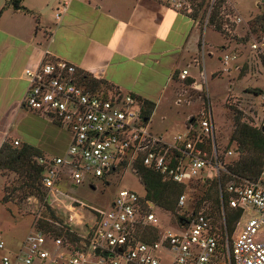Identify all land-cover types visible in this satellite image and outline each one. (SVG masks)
Returning a JSON list of instances; mask_svg holds the SVG:
<instances>
[{
  "label": "built area",
  "instance_id": "obj_1",
  "mask_svg": "<svg viewBox=\"0 0 264 264\" xmlns=\"http://www.w3.org/2000/svg\"><path fill=\"white\" fill-rule=\"evenodd\" d=\"M153 1L177 12L191 11L192 0ZM226 18L235 25L242 22L239 16ZM248 50L250 66L253 65L264 79V31L250 40ZM238 61V53L225 51L220 61L221 71L228 73ZM76 72L75 66L62 60H44L37 69L24 71L28 82L24 107L47 117L70 134L65 155L36 159L44 168L42 184L48 194L58 197L57 187L64 178L71 187L87 185L92 189L94 182L106 183L117 179L126 169L134 171L138 159L181 185L202 177L218 176L223 170L210 113L197 123L200 133L195 137L187 133L178 136L175 144H166L150 131L140 106L130 94L119 90L107 96L91 92L77 83ZM187 76L188 72L182 71L180 81ZM253 97L259 99L258 105L248 114L246 122L264 133V89L253 93ZM19 144L13 141L14 146ZM232 154L231 150L227 153ZM211 166L216 174L210 175L208 170L202 175ZM228 193V207L243 211L237 232L231 238L225 223L214 227L202 213L180 221L182 224L177 225V229L161 230L159 219L152 212L154 205L147 201L142 203L143 197L123 189L107 212L92 210L95 222L86 249L76 250L61 238L32 230L19 253L14 257L1 255L0 264H164L167 254L171 255L167 264H264V240L259 239L264 226V164L256 181L231 184L227 187ZM186 201L187 195L182 194L177 201L178 209H183ZM65 208L73 212L76 207L72 204ZM68 217L72 226L73 217ZM75 218L80 220L77 214ZM145 226L157 230L156 240H141V229ZM49 243L54 246L53 251L47 248ZM3 250L0 237V251ZM96 251L100 253L97 255Z\"/></svg>",
  "mask_w": 264,
  "mask_h": 264
},
{
  "label": "crops",
  "instance_id": "obj_2",
  "mask_svg": "<svg viewBox=\"0 0 264 264\" xmlns=\"http://www.w3.org/2000/svg\"><path fill=\"white\" fill-rule=\"evenodd\" d=\"M51 1L23 0L28 12L6 9L0 15V147L11 139L41 156L66 154L68 131L23 105L24 71L44 60L65 61L121 93L154 102L151 118L170 106L166 95L174 76L180 81L187 71L194 79L201 29L186 13L153 0ZM62 137L67 140L56 148Z\"/></svg>",
  "mask_w": 264,
  "mask_h": 264
},
{
  "label": "rangeland",
  "instance_id": "obj_3",
  "mask_svg": "<svg viewBox=\"0 0 264 264\" xmlns=\"http://www.w3.org/2000/svg\"><path fill=\"white\" fill-rule=\"evenodd\" d=\"M215 1L205 0L199 13V16L202 15L203 18L202 22H198L201 38L195 56L199 69H191V76L194 77L196 85L184 84L178 80L177 76L166 95L171 101L170 106L163 105L148 122V127L164 143L173 145L178 136H185L191 125L198 123L210 113L214 124L213 138L217 149H219L217 150L218 154L223 156L224 161H230L236 156L234 153L228 156L227 153L230 149L226 150V147L233 132L236 117H239L241 121H246L248 114L255 109V105H258L259 99H255L253 93L261 88L264 89V79L260 77L253 65L250 66L248 50L250 40L262 31L252 33L250 27L254 25V18L259 15V7L263 6L264 0H259L261 2L257 6L256 0H231L234 8L225 0V11L243 19L241 23L235 25L233 32L227 37L205 26ZM5 3L0 0V8L4 7ZM199 4L200 0H195L191 8L195 9ZM53 10L54 7L46 13H52ZM225 51H235L239 55V61L232 65L228 73L221 71L220 64ZM202 73L203 82L201 80ZM201 82L203 83L202 89L199 88ZM193 128L197 133H200L197 125H194ZM66 140L67 137L59 138L55 143L56 148ZM5 141L10 145L13 143L11 139ZM21 146L19 144L18 147ZM222 153L224 154L222 155ZM208 170L210 175H215L217 172L211 166L202 175H206ZM68 184L69 182L64 178L57 187L60 195L56 197L54 194H48L47 206L63 222L67 221L68 216L73 217L72 229L81 237H86L94 225L95 216L92 210L107 212L120 190H131L139 197L145 195L138 176L130 169L122 172L117 179L108 180L106 183L94 182V189L87 185L71 187ZM22 187L18 175L9 171H0V237L4 243V250L0 251V255L3 253L10 254L11 257L16 256L30 232L38 230L35 228L37 221L46 219L50 214L47 207L36 197L26 196ZM186 192L189 201L188 203L186 201V206L180 212L189 210V205L192 206L197 191L191 188ZM4 197L7 202H4ZM76 202L80 203V207ZM64 204H73L76 208L70 212L64 207ZM152 212L159 219L161 230L177 229L179 211L173 214L153 208ZM76 214L80 216L79 221L75 218ZM59 238L66 240L62 237ZM259 239L264 240V226L259 232ZM47 248L53 251L54 246L49 243ZM170 257L169 254L164 255V264L168 263Z\"/></svg>",
  "mask_w": 264,
  "mask_h": 264
},
{
  "label": "trees",
  "instance_id": "obj_4",
  "mask_svg": "<svg viewBox=\"0 0 264 264\" xmlns=\"http://www.w3.org/2000/svg\"><path fill=\"white\" fill-rule=\"evenodd\" d=\"M194 1L192 0L191 4ZM204 2L205 0H200V4L195 9L192 7L191 11H187L186 15L194 21L202 22L201 20L203 18L202 15L201 17L199 16V13L203 8ZM22 3L23 0L6 1L5 6L0 11V15L6 9L28 12ZM225 4V0L215 1L207 18L206 26L216 33L227 37L233 32L235 24L226 18L231 14L225 11ZM259 10V15L254 18V25L250 27L252 33H257L259 30H262L257 35L264 31V4L259 7ZM75 78L79 85L91 92H100L104 96H107L109 93L117 91L116 88L108 83L96 80L91 75L79 70H77ZM176 78L177 76H174V80ZM181 82L187 85L195 83L192 78H186ZM130 95L140 106L141 115L146 123H148L155 110V103L132 94ZM194 125H197V123ZM194 125H191L187 129L189 137L192 138L197 135V132L193 128ZM201 138L203 141L210 143L208 138L203 136ZM229 149L233 151L236 158L230 161H224L223 156L218 154L219 160L223 163V170L220 171L218 176L202 177L190 181L187 185L177 184L165 178L152 168L143 165L138 159L134 163L133 172L138 176L144 188L145 195L141 202H150L154 205V208L175 214L177 211H181L177 207L178 198L182 194L188 195L186 191L194 188L197 192L195 199L192 201V206L190 204L189 210L179 213L177 225L182 224L180 221H187V218L192 219L198 213H202L210 220L214 227L219 228L225 223L228 237L231 238L237 230V223L242 217L243 211L228 207L227 200L229 193L227 194V187L231 184L237 185L246 181H256L259 178L264 164V133L260 129L254 128L246 121H241L239 117H236L235 126L226 147V150ZM206 150L210 152V149L207 148ZM170 152L178 156L174 151ZM40 156L41 154L38 149L32 145L24 144L18 147L14 146L13 143L10 145L7 141H4L0 147V171H9L18 175L26 196L36 197L50 211L49 217L37 221L36 229L46 235L66 239L65 242L76 250L86 249L90 243L91 233L86 237H81L72 229L69 217H67L66 222H63L47 206L48 191L42 184L44 168L36 162V159ZM3 200L7 202L6 197ZM188 201L189 199L187 198V203ZM79 204L78 202L77 206ZM140 236L144 242L154 241L157 239V230L145 226L141 229Z\"/></svg>",
  "mask_w": 264,
  "mask_h": 264
},
{
  "label": "water",
  "instance_id": "obj_5",
  "mask_svg": "<svg viewBox=\"0 0 264 264\" xmlns=\"http://www.w3.org/2000/svg\"><path fill=\"white\" fill-rule=\"evenodd\" d=\"M53 2H54V0L51 1V3H53ZM51 3H50V5H51ZM50 5H49V6H50ZM92 189H94V188H92ZM99 253H100V251H96V254H97V255H98ZM105 256H106V254H105Z\"/></svg>",
  "mask_w": 264,
  "mask_h": 264
}]
</instances>
